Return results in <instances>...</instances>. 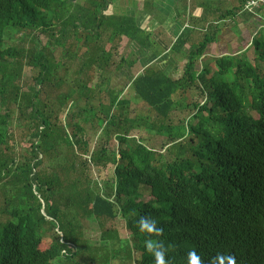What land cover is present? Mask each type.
Wrapping results in <instances>:
<instances>
[{"label": "trees", "instance_id": "trees-1", "mask_svg": "<svg viewBox=\"0 0 264 264\" xmlns=\"http://www.w3.org/2000/svg\"><path fill=\"white\" fill-rule=\"evenodd\" d=\"M71 1L0 0V264H94L92 257L105 264L118 238L101 233L111 243L101 253L81 225L102 228L117 218L129 233L121 251L133 264H154L148 238L164 242L169 264H187L192 249L205 264L217 252L264 264V39L253 37L251 60L246 53L204 58L211 32L189 47L177 77L153 64L119 86L112 81L130 66L126 49L143 47L147 35L130 15L105 14L109 0ZM6 28L27 30L33 42L45 35L61 49L53 60L40 47L27 63L36 90L19 118L29 144L19 159L7 145L6 103L18 96L23 51L6 46ZM64 35L74 38L69 49ZM185 41L180 35L172 52ZM75 58L68 86L65 64ZM127 85L147 118L126 116ZM182 108L187 118L173 123L171 113ZM142 128L164 139L160 149L139 135ZM108 166L111 186L96 193L94 175ZM140 216L155 219L163 235L139 231Z\"/></svg>", "mask_w": 264, "mask_h": 264}, {"label": "crops", "instance_id": "crops-1", "mask_svg": "<svg viewBox=\"0 0 264 264\" xmlns=\"http://www.w3.org/2000/svg\"><path fill=\"white\" fill-rule=\"evenodd\" d=\"M248 0H131L130 7L116 15L128 14L135 19L136 26L147 35L143 47L130 44L138 55L130 58L129 65L113 76H138L150 65H157L164 73L177 77L185 63L190 46L196 45L205 34L215 32V41L207 47L204 58H220L249 54L253 37L264 30V3L246 11ZM122 5H119V10ZM112 7V8H113ZM113 8V9H114ZM111 15V14H110ZM238 32V34H236ZM185 34L186 41L180 53L171 48L177 38ZM131 54V53H130ZM139 65L138 73L129 71ZM129 68V69H128Z\"/></svg>", "mask_w": 264, "mask_h": 264}, {"label": "rangeland", "instance_id": "rangeland-1", "mask_svg": "<svg viewBox=\"0 0 264 264\" xmlns=\"http://www.w3.org/2000/svg\"><path fill=\"white\" fill-rule=\"evenodd\" d=\"M131 0H109L107 10L105 11V14H113L111 12L116 11L114 7L117 6V13L123 12L122 10H125V7L131 6ZM137 1L139 4H142L140 0H134ZM84 5L86 3V0H72L71 5ZM121 6V9L119 10V5ZM115 5V6H114ZM114 6V7H113ZM114 9H113V8ZM238 34V32H236ZM3 38L4 42L7 47L17 48L18 50L23 51V58L21 60V66H20V80L18 82V96L16 100H9L6 103V106L10 109V113L12 116V119L10 121V134L11 137L7 140V145L10 147V150L15 152V156L19 159L21 154L25 153V150L29 146L27 143L28 135L25 129L27 127H24L25 119H23V122H20L21 119V112L24 114L26 111H28V108L25 107V96H28L35 92V84L32 80L33 74L31 73V66H28L27 63L29 62V58H31V55H33L37 50L41 48L45 49V53L47 57H51L53 60L60 58V51L61 49L56 45V43L53 41L52 38L46 37L45 35H39L35 34V40L37 42H33V36H31V33H29L27 30H16L11 28H6L3 32ZM257 38L264 39V30H261L257 36ZM64 39L66 41L65 47L71 48V44H74V38L72 36L64 35ZM134 47V46H132ZM132 47L126 49L125 51V58L129 60L133 56H136L139 54L135 53L136 49H133ZM131 53V54H130ZM247 54V53H246ZM247 56L250 58V60L253 58V48L250 46L249 54ZM116 58L115 60H117ZM80 63V58H75L73 61H66V69L67 73L65 75V83L70 86L75 78V70L78 68ZM140 70V66L136 65L134 66V69L129 71V74L133 75L134 73H138ZM122 72H125L124 70ZM96 74H94L91 77L90 86L95 83L96 81ZM113 84L117 85H125L127 84V80L123 77H116L112 81ZM115 84V85H116ZM123 97L127 100H129L128 106L125 108V114L129 118H147V112L146 107L139 101H137L131 90L129 89L128 85L127 88H125ZM190 99L193 101L198 102L199 97L198 94L195 91H192L190 94ZM28 113V112H27ZM63 114L62 111L60 116V120H63ZM188 116V111L186 109H178L175 112L171 113V118L174 122H177L179 120L186 119ZM151 119V117H149ZM18 120V122H17ZM90 147H92L93 141L95 139L94 132L90 131ZM140 136H142L145 139H148L151 144L156 149H160L161 144L164 142V139L154 135L151 131L146 130L142 128V130L139 133ZM113 158H117V156L114 154ZM112 166H108L105 170L100 171V173L96 176L94 175V182L93 186H95V192L96 187L99 193L103 192L105 189H108L109 186H111V175H112ZM96 183V185H94ZM92 186V189H93ZM94 190V189H93ZM2 202V196H1V190H0V205ZM2 220L3 218L0 217ZM82 231H83V239L87 241V245L90 248H97L100 250L101 253H105L104 249H108V246L111 247V243L109 240H107L105 237H102L103 232L108 231L109 233H113L118 238V242H113V245L111 249L116 250L115 253L110 254L108 256V262L105 264H133V260H127L124 257L123 251L121 249H124L126 240L129 238V233L126 231L125 224L123 219L117 218L114 221L110 220H103L102 228L98 225V223H95L94 221L88 222L87 220H83ZM50 242L48 240H44L42 242L41 247L47 248L49 246ZM103 248V249H102ZM135 257V256H134ZM86 259L88 256L86 255ZM93 261H95L94 264H104L101 263L96 257L91 258ZM53 264H59V262L55 261Z\"/></svg>", "mask_w": 264, "mask_h": 264}, {"label": "clouds", "instance_id": "clouds-1", "mask_svg": "<svg viewBox=\"0 0 264 264\" xmlns=\"http://www.w3.org/2000/svg\"><path fill=\"white\" fill-rule=\"evenodd\" d=\"M139 231L147 234L149 237H160L163 235V227L158 226L157 221L150 216H140L137 220ZM145 251L150 253L154 259V264H169L167 258L168 249L164 242L159 239L148 238L144 241ZM187 264H205L200 254L192 249L186 254ZM208 264H237L235 255L224 252H217L211 257Z\"/></svg>", "mask_w": 264, "mask_h": 264}, {"label": "built area", "instance_id": "built-area-1", "mask_svg": "<svg viewBox=\"0 0 264 264\" xmlns=\"http://www.w3.org/2000/svg\"><path fill=\"white\" fill-rule=\"evenodd\" d=\"M263 3H264V0H248L244 4L243 9L246 11H249L250 9L255 8L258 5L263 4Z\"/></svg>", "mask_w": 264, "mask_h": 264}, {"label": "bare ground", "instance_id": "bare-ground-1", "mask_svg": "<svg viewBox=\"0 0 264 264\" xmlns=\"http://www.w3.org/2000/svg\"><path fill=\"white\" fill-rule=\"evenodd\" d=\"M135 44V43H134Z\"/></svg>", "mask_w": 264, "mask_h": 264}]
</instances>
